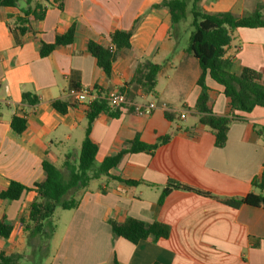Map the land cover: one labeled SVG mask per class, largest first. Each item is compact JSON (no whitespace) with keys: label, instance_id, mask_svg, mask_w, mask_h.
<instances>
[{"label":"crops","instance_id":"crops-1","mask_svg":"<svg viewBox=\"0 0 264 264\" xmlns=\"http://www.w3.org/2000/svg\"><path fill=\"white\" fill-rule=\"evenodd\" d=\"M51 2L34 1L44 4L45 16L24 35L16 29L19 10L0 8V192L11 181L28 188L42 182L44 161L62 169L66 156L78 158L88 106L106 100L112 91L123 90L128 103L118 117L103 112L92 124L96 169L135 138L147 145L170 140L153 154H126L110 175L90 183L79 206L64 210L68 218L55 246L49 243L55 233L48 241L49 264H264V209L226 204L249 194L264 195V108L235 112L241 119L230 125L225 145L217 147L195 109L201 94L199 62L187 51L188 44L180 46L178 28L172 27L162 0H63L62 8L57 0ZM199 6L208 14L242 17L254 13L257 2L200 0ZM262 13L264 17V8ZM72 26L73 43L42 57V43H54ZM117 30L131 33V48L120 52L108 76L89 53L88 43L110 48ZM225 58L236 71L248 67L262 72L264 84V29L234 31ZM143 62L161 66L157 98L131 84ZM72 83L89 91L84 103L75 104ZM206 83L213 112L229 115L230 100L222 86L209 77ZM25 93L38 103L25 102ZM58 100L74 106L62 115L53 107ZM150 103L158 107L137 115V106ZM15 116L27 122L20 135L11 126ZM117 177L139 183L127 185ZM170 181L208 195L173 190L159 205ZM35 198L34 191L16 201L0 198V217L5 215L13 228L8 239L0 238V254L20 256L17 264L32 252L20 219H28ZM129 218L158 221L170 228V235L133 244L116 236L110 224Z\"/></svg>","mask_w":264,"mask_h":264},{"label":"trees","instance_id":"trees-1","mask_svg":"<svg viewBox=\"0 0 264 264\" xmlns=\"http://www.w3.org/2000/svg\"><path fill=\"white\" fill-rule=\"evenodd\" d=\"M35 0H0V8L10 7L19 10L16 18V29L20 35L32 30L35 22L43 20L45 16L44 4L34 3ZM44 3H52L51 0H43ZM257 8L254 13L236 16L233 13L208 14L200 6V0H162V4L170 10L172 27L192 17L191 27L193 28L187 51L198 60L201 68V76L198 85L201 94L195 107L199 115L200 124L209 128L216 138V146L223 147L227 141V134L230 125L240 120L235 112L251 113L255 108H264V84L263 74L260 71L242 67L238 71L233 69L231 60L226 59V50L233 41V33L240 28L264 29L263 4L262 0H256ZM58 6L63 7V0H57ZM33 33V32H32ZM33 35L37 36L35 33ZM131 33L117 30L111 34L112 46L106 48L95 42L88 43L89 53L96 59L97 65L108 75H111L112 66L116 58L124 49L131 48ZM75 38V27L72 26L62 35H57L54 43H42L41 56L47 57L57 47L71 45ZM161 66L150 62L140 63L135 71L132 80L133 85L141 86L146 94L154 98L158 97L157 84ZM211 78L222 86L223 94L230 100L232 112L226 116H219L213 112L210 101V89L206 79ZM75 80V77H74ZM73 91H79L77 84L72 83ZM123 92V90L121 91ZM23 100L31 105L38 103L37 98L31 94H23ZM76 104V103H75ZM74 104L62 101L53 102L54 109L65 115ZM110 107L105 99H98L88 106V126L83 140L80 154L77 161L68 155L65 157L62 169L48 161H44L42 168L44 179L42 182L28 188L19 182L11 181L8 188L0 192V198L9 201L19 200L22 195L29 191L36 193V198L30 205L27 220L20 219V225L27 235L28 244L35 254L45 255L48 251V241L53 236L56 226L54 214L57 208L63 210L76 209L80 204V196L86 191L90 183L102 175H110L121 159L128 153L146 152L153 154L160 145L167 143L170 137L162 138L158 144L147 145L138 138L127 143V148L118 154L110 156L96 169L95 160L98 152L97 145L91 140L90 133L93 122L103 112H109L112 117L120 115L119 110L110 112ZM166 117H172L166 113ZM12 129L18 135L26 131L27 122L21 117L15 116L11 123ZM264 132V130H263ZM127 185H136L139 182L115 178ZM263 189V185L260 186ZM173 190L201 193L174 181L163 189L158 201L161 205L166 197ZM227 205L238 207L242 204L264 209V195L249 194L240 200H227ZM114 234L124 238L133 244L153 236L168 238L170 228L158 221L149 224L141 220L129 218L123 223L110 221ZM12 226L5 215L0 217V238L8 239L12 233ZM45 244V250L42 251ZM44 253V254H43ZM20 256H8L0 254V264H17ZM115 264H118L115 261ZM158 264V263H156Z\"/></svg>","mask_w":264,"mask_h":264},{"label":"rangeland","instance_id":"rangeland-1","mask_svg":"<svg viewBox=\"0 0 264 264\" xmlns=\"http://www.w3.org/2000/svg\"><path fill=\"white\" fill-rule=\"evenodd\" d=\"M191 22H192V17L189 14L188 18L185 21H183L182 23H180L176 26V28H178L176 31V35L180 39V41H179L180 46H184V45H187L189 43V37H190V34L193 30V28L191 27ZM74 160L77 161V158L74 157ZM67 218H68L67 212H65L61 208L56 209L54 217H53L54 224L56 226V229L54 232L55 234H54L53 239H51L49 241V243L52 244L53 246H55L56 242L60 238V236L63 232V228H64V225L66 223ZM45 248L46 247L44 244L42 251H44ZM49 248H50V246L48 247V251L45 255L38 254V253L36 255L35 250H33V248H32V252H28L26 257L21 256L22 259H24V260L21 259L20 264H49L50 259H51V255H52L49 251Z\"/></svg>","mask_w":264,"mask_h":264},{"label":"built area","instance_id":"built-area-1","mask_svg":"<svg viewBox=\"0 0 264 264\" xmlns=\"http://www.w3.org/2000/svg\"><path fill=\"white\" fill-rule=\"evenodd\" d=\"M89 97V91L87 89H80L75 92V103H84ZM106 100L109 104V107L113 110H121L126 106L128 100L126 95L119 91L110 92ZM158 106L155 103H150L147 106H137L136 113L137 115H149L152 111H154ZM162 109H166V105L162 106ZM184 117V116H182Z\"/></svg>","mask_w":264,"mask_h":264}]
</instances>
